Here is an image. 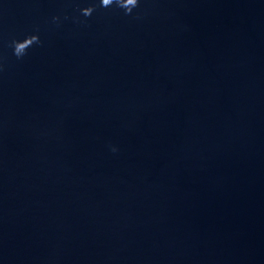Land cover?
Returning <instances> with one entry per match:
<instances>
[{"label":"water","instance_id":"obj_1","mask_svg":"<svg viewBox=\"0 0 264 264\" xmlns=\"http://www.w3.org/2000/svg\"><path fill=\"white\" fill-rule=\"evenodd\" d=\"M0 264H264V0H0Z\"/></svg>","mask_w":264,"mask_h":264},{"label":"clouds","instance_id":"obj_2","mask_svg":"<svg viewBox=\"0 0 264 264\" xmlns=\"http://www.w3.org/2000/svg\"><path fill=\"white\" fill-rule=\"evenodd\" d=\"M113 4L123 9L125 15H130L132 10L138 6V0H101V7L108 8ZM93 11H95L94 7L81 9V13L85 17L91 16ZM34 43H39V37L37 35L28 36L22 41H13L14 55L17 58L22 57L26 53V50Z\"/></svg>","mask_w":264,"mask_h":264}]
</instances>
